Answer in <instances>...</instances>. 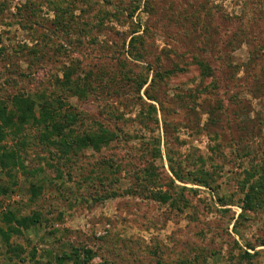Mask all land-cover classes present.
<instances>
[{"label": "rangeland", "instance_id": "1", "mask_svg": "<svg viewBox=\"0 0 264 264\" xmlns=\"http://www.w3.org/2000/svg\"><path fill=\"white\" fill-rule=\"evenodd\" d=\"M0 264H264V0H0Z\"/></svg>", "mask_w": 264, "mask_h": 264}, {"label": "trees", "instance_id": "2", "mask_svg": "<svg viewBox=\"0 0 264 264\" xmlns=\"http://www.w3.org/2000/svg\"><path fill=\"white\" fill-rule=\"evenodd\" d=\"M201 65H203L202 63H201ZM205 67V66H204ZM97 135L95 134V133H93L92 134V136L90 137V138H88V143H92V139L93 138H96L97 140L96 141H100V138H98V137H96Z\"/></svg>", "mask_w": 264, "mask_h": 264}]
</instances>
